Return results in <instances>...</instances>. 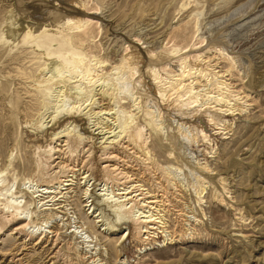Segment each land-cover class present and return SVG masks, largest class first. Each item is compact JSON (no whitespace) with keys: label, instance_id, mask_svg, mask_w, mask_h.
<instances>
[{"label":"rangeland","instance_id":"1","mask_svg":"<svg viewBox=\"0 0 264 264\" xmlns=\"http://www.w3.org/2000/svg\"><path fill=\"white\" fill-rule=\"evenodd\" d=\"M83 1L87 4L86 12L96 13L94 17L90 14L86 16L93 22L91 37L83 47L88 54L86 62L89 63L90 59L93 64L97 59L104 60L103 66L97 68L99 73L113 77L121 88L133 89L135 95L141 96V104L150 103L162 108L161 121L164 123L159 120L158 127L155 122L145 123V113H139V126H146L147 133H150L151 153L146 156L154 162L151 166L154 173L161 174L166 167L181 168L175 172L183 183L182 198L171 195L170 202L167 201L170 210L164 206L161 208L168 221L169 236L163 230L158 231L165 234L160 239L155 238L156 242L143 249L142 253L137 248L141 244L136 238H131L123 252L134 260L123 264H264V0ZM79 2L0 0V36L7 34L10 18L13 22L23 21L24 24L58 23L66 15L78 12L76 5ZM173 48H178L179 52L173 53ZM29 49L16 47L9 52L8 45L0 41V171H5L1 181L3 186L22 185L24 179L34 175L36 168V157L26 141L22 124L27 116L36 113L42 98L34 96V92L27 93L19 79L22 69L33 72L37 68V60L29 62L34 56ZM129 51L141 52L144 68L139 73L145 80L150 79L144 74L147 66L160 68L161 74L166 76V72L169 75L178 74L184 66L188 67L189 62L194 64L197 61L211 69L208 72H211L209 79L213 77L210 79L212 84L214 72L219 71L222 79L229 83V88L223 92L231 95L232 103L239 109L224 116L227 125L214 128L204 117L205 111L194 112L193 116L186 110L176 112L172 109L170 104L176 94L164 99L155 92L156 84L153 91L147 89L148 86L144 89V86L136 84L140 79L137 76L133 77L134 80L128 77L127 82L131 85L127 82L119 85V80L114 78L118 74L113 68ZM183 58H186L184 65ZM123 73L128 76L130 72L127 68ZM211 82L199 77L193 81V86L204 93L210 90L208 84ZM214 84L211 88L219 90ZM123 89L117 92V108L124 109L126 115L135 107L129 91ZM184 92L180 90V94ZM111 127L114 128L110 125L108 128ZM200 127L212 134L209 141L200 138ZM12 151L14 157L9 165ZM125 154L129 157L120 158L121 163H127L123 166L125 171L129 170L133 178L141 179L140 183L152 192L150 182L145 180L148 177L143 173L148 170L143 159H133L128 152ZM34 178L41 182L40 176L35 175ZM17 185L13 186L14 190ZM73 187L74 192L68 194L72 197L60 198L61 193L56 194L60 198L56 204L59 206L69 201L70 205L66 206L69 210L61 208L67 213L65 218L75 210L80 219L87 222L85 216L90 212L86 214L89 209L84 207L86 201L81 199L83 187L78 184ZM16 193L21 195L24 192L17 189ZM24 196H28V205L29 195ZM4 201L1 199V202ZM178 211L188 213L190 217L186 218V222L178 221ZM36 213L39 215L34 220L41 222L45 218L41 217L43 213ZM92 214L88 215L87 225L90 226L95 225L94 220H90ZM62 221L58 220V224L54 225L58 232L55 244L52 238L35 244L38 237L24 243V239L15 238L9 228L0 233V246L3 250L22 252L24 264H88L89 261L80 258L82 253L77 248L78 239L67 232L75 225L72 222L74 219ZM98 234V242L100 239L104 242L99 245L102 262L122 264L119 260L120 248H116L118 237L108 238L105 231ZM0 264L15 263L0 256Z\"/></svg>","mask_w":264,"mask_h":264},{"label":"bare ground","instance_id":"2","mask_svg":"<svg viewBox=\"0 0 264 264\" xmlns=\"http://www.w3.org/2000/svg\"><path fill=\"white\" fill-rule=\"evenodd\" d=\"M79 3L76 5L78 12L74 11L72 15L63 16V19L56 20L58 23L24 24L23 21L17 22L16 19V22H13L14 20L10 18L8 29H6L7 34L2 33L0 36V41L8 45L9 52L16 47L30 48L34 56L29 62L33 63L37 60V68L33 72L22 69L19 71V79L21 83H24L27 93L34 92V96L42 98L36 113L27 116L23 124L21 123L27 137L26 141L33 148L36 157L34 175L24 179L20 186L17 183L3 186L4 183L1 184V181L5 171H0V233L10 228L11 234L17 239H24V243L38 237L35 244L51 238L55 244L58 240L55 223L58 224V220L74 219L72 222L75 225L73 228L71 226L67 232L78 239L77 248L82 253L80 258L89 261L88 264H104L101 254L99 255L101 249L99 245L104 242H100L101 239L98 242V233L105 231L106 237H118L116 248H120L119 260L123 264L128 260L123 248H126V243L131 238H136L140 244L146 245L147 240L158 231L163 230L169 236L168 221L161 208L164 206L168 207V211L170 210L168 200L171 195L181 197L183 183L175 172L181 168L166 167L161 174L154 173L151 168L154 162H150L149 157L146 156L151 153L150 133H147L149 130H146V126H139V113L141 111L145 113L143 118L145 123L155 122L158 127L160 126L158 121L163 119L162 108L150 103L141 104V96L135 95L133 89L125 88L126 86L122 84L127 82L128 77L133 80V77H140L139 71L142 67L144 68L141 52L129 51L113 68L114 73L118 74L114 78L119 80L118 83L122 84V88L129 91L135 107L127 111L125 115L124 109L117 108L119 106L117 92H122L121 86H117L113 77L109 78L106 73H99L97 69L102 67L105 61L97 59L91 64L89 59V63L86 62L88 54L83 47L91 37L93 23L92 18L86 16L89 14L93 16L96 13L86 12L85 1L80 0ZM172 52L178 53L179 49L173 48ZM186 58H183V65L186 63ZM204 65L197 61L194 64L189 62L188 67L184 66L180 73L169 75L166 72V76L161 74L160 68L147 66L144 74L149 75L150 79L145 80V77L141 75L136 84L144 86V89L148 86L147 89L152 91L155 90L156 84L155 92L162 98L176 94L170 104L176 112L186 110L194 116V112L205 111L203 115L211 126L224 127L227 125L224 116L236 112L239 107L234 106L235 103H232L231 95L227 94V91L223 92L225 88H229V83L226 79H222L223 75H220L219 71L214 72L215 84L213 83L219 87V90L214 91V88H211L213 77L210 80L211 72H208L211 69ZM127 68L130 73L125 76L123 71ZM199 77L211 82L208 84L209 91L204 88V93H200L201 90H195L193 81ZM189 79L191 82H187ZM127 84L131 85L128 82ZM130 85L127 86L130 87ZM182 89L185 90V94H180ZM110 105L114 107L108 108ZM135 110L137 112H134ZM109 125L114 128H108ZM199 132L200 138L204 141L210 140L211 133H208L204 127H200ZM184 134L185 132L182 135ZM125 152H128L132 158L143 159L144 167L148 169L147 172L145 170L143 172L148 177L145 180L150 182L154 192L140 183L141 179L133 178L129 170L125 171L123 166L127 163L120 162L121 157H129ZM13 157L12 151L8 159L9 165ZM35 175L41 177L40 183L35 181ZM76 184L83 187L81 199L86 201L84 207L89 209L86 214L93 213L90 220H94V226L87 225L90 213L85 216L88 219L87 222L82 221L75 210L72 215L68 214L65 218L66 212L61 208H67L66 206L70 205L69 201L59 206L56 204L60 198L72 197L68 194L74 192L73 186ZM15 185L17 186L14 190ZM17 189L24 193L18 195ZM58 193H61L60 198H57ZM24 194L29 195L28 205L26 204L28 196ZM1 199L5 201L1 202ZM36 212L43 213L41 217L45 218L41 222L34 220L39 215ZM176 215L179 222H186V218L190 217L184 211H178ZM77 222L79 225H76ZM23 249L26 250L28 247ZM21 254L22 252L19 251L3 250L0 246V256L11 263L24 264L25 259Z\"/></svg>","mask_w":264,"mask_h":264},{"label":"built area","instance_id":"3","mask_svg":"<svg viewBox=\"0 0 264 264\" xmlns=\"http://www.w3.org/2000/svg\"><path fill=\"white\" fill-rule=\"evenodd\" d=\"M137 179V178H136ZM123 186V185H122ZM160 233V234H159ZM159 233H156V234H154L153 236H152V238H147L148 240H147V243H146V245H144V244H141V247H137L138 248V252L139 253H142L143 251V249L145 250L146 248H148L149 247V245H152L154 242H156V239H160V236H163V234L161 233V232H159ZM156 238V239H155ZM128 256V255H127ZM128 260H129V262H130V260H132L131 258H129V256H128ZM134 260V259H133ZM132 260V261H133Z\"/></svg>","mask_w":264,"mask_h":264}]
</instances>
